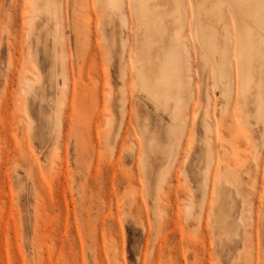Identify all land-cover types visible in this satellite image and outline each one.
I'll return each instance as SVG.
<instances>
[{"label":"rangeland","instance_id":"374dc122","mask_svg":"<svg viewBox=\"0 0 264 264\" xmlns=\"http://www.w3.org/2000/svg\"><path fill=\"white\" fill-rule=\"evenodd\" d=\"M59 6L56 25L44 12L32 18L30 0H0V264H264V64L250 66L242 89L234 41L227 106L184 33L194 94L171 165L170 115L133 83L129 55L141 54L144 33L130 0L126 22L106 0ZM215 171L229 178L228 228L212 226L202 205Z\"/></svg>","mask_w":264,"mask_h":264},{"label":"bare ground","instance_id":"6f19581e","mask_svg":"<svg viewBox=\"0 0 264 264\" xmlns=\"http://www.w3.org/2000/svg\"><path fill=\"white\" fill-rule=\"evenodd\" d=\"M106 1L108 7L120 13L122 21L126 22L127 15L121 10L125 0ZM30 3L33 8L32 18L40 12L46 13L52 19L59 18L57 12L60 11L58 10L60 0H30ZM130 3L138 21V30L144 33L141 54L129 55L131 70L134 73V87L143 92L157 108L168 111L170 115L169 128L174 139L168 164L172 165L181 155L182 144L179 139L186 126V111L191 107L190 100L194 94L190 87L191 60L188 56L187 42L183 41L182 36L188 32L198 43L203 68L213 72L214 85L221 91L228 106L233 100L235 79L234 63L228 56L233 51L234 41L237 42L236 54L240 66L243 61L247 64L244 75H241L242 89L250 83V66L256 61L264 64V8L261 7L264 0H203L198 4L193 3L195 5L190 4L192 2L189 5L184 4L183 0H130ZM228 6L233 11L236 32L225 12V7ZM55 22L57 25L58 20ZM217 23L224 24V41L219 40L215 28ZM153 50H157L155 59L151 55ZM122 74L125 76L126 71ZM32 83L33 79H28V85ZM206 93L210 101L209 89ZM260 96L263 97V90L260 91ZM170 103L172 108L169 110ZM263 106L260 102L258 112ZM57 121L59 123V120ZM108 121L111 125L112 120ZM204 128L206 156L208 165H211L216 161V157L210 121H204ZM231 166V163L225 164L229 173L232 171ZM166 174L162 177L164 178ZM227 176V174L223 177L217 176L215 171L213 176H206L201 189L202 205L208 202L210 208L207 217L212 226L221 229L230 226L232 198L225 188V182H229ZM194 206L195 202L192 200L186 206L187 212H192Z\"/></svg>","mask_w":264,"mask_h":264},{"label":"snow or ice","instance_id":"6c2138e0","mask_svg":"<svg viewBox=\"0 0 264 264\" xmlns=\"http://www.w3.org/2000/svg\"><path fill=\"white\" fill-rule=\"evenodd\" d=\"M261 7L264 8V4H262Z\"/></svg>","mask_w":264,"mask_h":264}]
</instances>
